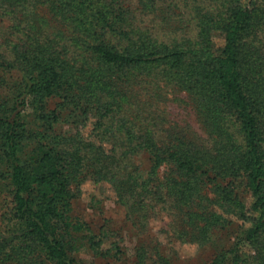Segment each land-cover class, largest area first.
<instances>
[{
    "label": "trees",
    "instance_id": "obj_1",
    "mask_svg": "<svg viewBox=\"0 0 264 264\" xmlns=\"http://www.w3.org/2000/svg\"><path fill=\"white\" fill-rule=\"evenodd\" d=\"M40 6L72 27L74 54L38 31ZM129 14L120 0H0V29H12L0 35L11 48V58L0 53V68L19 77L0 96V183L10 199L0 264H84L75 256L82 246L110 253L104 235L72 216L87 179L110 183L129 220L160 207L188 226L198 222L205 236L234 216L242 223L233 244L210 264H264V0H231L193 41L173 44L139 31ZM213 31L223 41L216 54ZM152 75L187 94L211 147L190 127L163 129L139 109H121L124 85ZM65 108L73 121L94 120L95 141L42 131ZM28 110L38 124L26 120ZM163 164L173 168L160 180ZM206 203L221 211L207 212ZM135 264H145L139 248Z\"/></svg>",
    "mask_w": 264,
    "mask_h": 264
},
{
    "label": "rangeland",
    "instance_id": "obj_2",
    "mask_svg": "<svg viewBox=\"0 0 264 264\" xmlns=\"http://www.w3.org/2000/svg\"><path fill=\"white\" fill-rule=\"evenodd\" d=\"M111 1V0H109ZM123 5L133 13L129 14L131 23L142 31L148 32L159 42L181 43L193 41L200 31L202 21L208 23L206 17L220 15L225 11L231 0H143L147 5V15H141L145 9L140 0H120ZM38 15L41 23L38 25L39 32L49 38H55L61 47H72V27L62 24L46 6H40ZM9 26V27H8ZM11 23L0 29L2 37H8L12 32ZM222 37L216 31L212 32V52L219 53L222 47ZM78 52V51H77ZM0 53L11 58V48L6 42L0 41ZM74 54V53H72ZM5 82L0 84V96L6 97L10 83L18 80L16 70L7 71L0 68V79ZM126 95L122 97L121 109L129 114L134 109L144 112V116L152 118L147 121L149 125L155 124L160 128L190 127L198 137L197 142L201 145H209L212 142L202 131V123L198 121L192 105L189 103L187 94L172 83L163 81L160 76L152 75L144 77L124 85ZM4 99V98H3ZM58 99H48L47 109L56 107ZM69 108H65L50 131H45L52 136L62 134L66 136L79 133L83 139L95 141L92 131L93 119L76 120L68 118ZM26 120L36 123L33 113L28 110L25 113ZM140 161V160H139ZM137 162V161H136ZM146 163V162H145ZM148 164H143L142 169ZM171 164H163L158 168L156 176L162 180L172 169ZM76 197L72 203V216L75 220L85 222L96 234L105 236V242L101 245L102 251L110 250L107 255L95 254L90 249L82 246L75 256L84 264H135L137 249L144 254L145 264H210L217 253L231 248L234 237L238 231V225L242 222L234 216H224L225 225L221 230L211 231L201 236L199 223H183L160 207L149 208L148 217L137 221L129 220L126 208L117 201L115 191L110 183L95 182L92 179L83 181L78 187ZM237 197L244 203L248 199L244 188L236 190ZM208 198H215L214 194L207 193ZM213 203L204 204L207 212L213 209ZM10 208L8 186L0 183V233L6 229L3 218ZM221 209L216 206L214 210ZM201 240H197L195 238ZM115 245L119 250H115ZM117 253L119 259L113 257ZM37 257V260H42ZM43 264H50L44 262Z\"/></svg>",
    "mask_w": 264,
    "mask_h": 264
}]
</instances>
